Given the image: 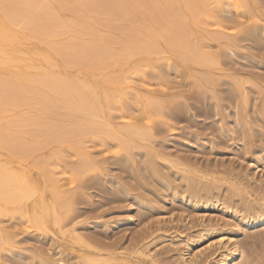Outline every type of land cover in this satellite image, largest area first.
<instances>
[{
	"label": "bare ground",
	"instance_id": "6f19581e",
	"mask_svg": "<svg viewBox=\"0 0 264 264\" xmlns=\"http://www.w3.org/2000/svg\"><path fill=\"white\" fill-rule=\"evenodd\" d=\"M245 8L243 0H0V253L13 242L4 221L79 239L74 227L66 229L68 182L99 169L90 149L121 155L144 143L168 103L147 96L155 84L165 86L159 70L180 74L184 67L190 77L200 67L210 80L221 62L210 50L220 38L210 28L222 29L225 14ZM47 147L49 157H42ZM64 154L77 160L71 168L56 160ZM242 198L243 226L264 225L263 206ZM216 245L213 264H249L233 236L175 262L192 263ZM135 252L149 256L144 247ZM103 256L73 255L79 264L118 258ZM126 258L118 264L134 263Z\"/></svg>",
	"mask_w": 264,
	"mask_h": 264
},
{
	"label": "rangeland",
	"instance_id": "374dc122",
	"mask_svg": "<svg viewBox=\"0 0 264 264\" xmlns=\"http://www.w3.org/2000/svg\"><path fill=\"white\" fill-rule=\"evenodd\" d=\"M243 4L245 16L227 13L222 32L210 28L220 37L210 50L221 62L208 82L200 67L190 77L184 67L180 74L159 70L165 86L155 84L147 96L168 103L150 122L152 135L144 143L136 141L121 155L113 148L90 149L99 169L68 182L72 215L66 229L74 227L81 241L4 221L13 242L0 253L1 264H58L59 257L63 264H79L73 255L109 253L118 257L114 264L122 256L133 264H177L180 254L189 260L230 236L249 264H264V225L249 228L240 221L241 197L264 209V0ZM224 36H231L229 42ZM50 151L42 149V157ZM56 160L68 168L77 161L68 154ZM139 246L147 258L135 252ZM220 251L216 245L187 264H213Z\"/></svg>",
	"mask_w": 264,
	"mask_h": 264
}]
</instances>
